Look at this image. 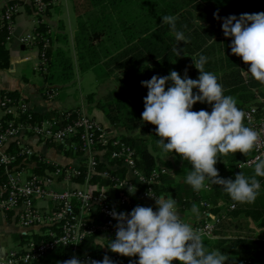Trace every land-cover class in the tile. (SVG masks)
<instances>
[{"label": "built area", "instance_id": "2783aa9c", "mask_svg": "<svg viewBox=\"0 0 264 264\" xmlns=\"http://www.w3.org/2000/svg\"><path fill=\"white\" fill-rule=\"evenodd\" d=\"M52 1H7L0 13V27L5 30L6 38H10L15 17L24 5H28L39 17L45 14ZM36 22L37 27L25 34L22 42L38 48V69L45 72L49 65L47 50L51 44L50 32L48 28L45 32L39 29L41 18L36 19ZM249 66L245 63L241 65L245 79L252 77L247 72ZM56 93L54 87L45 91L49 98ZM0 106L5 112V118L0 120V170L5 177L0 181V210L5 213L15 212L19 224L28 231L25 233L22 250L9 251L0 259V264H62L73 257L78 258L82 264H90L91 260H102L106 254L114 264H130L131 257L111 252L106 246L115 238V225L118 223L110 212L114 209L130 213L132 210L134 199L128 189L133 188L135 182L126 175L127 172L133 175L146 196L150 197L149 193L159 197L165 194H155L153 185L159 182L161 175L168 173L167 169L156 165L147 175L144 174L136 165L134 149L81 107L59 109L50 116L31 120L32 112L21 97L4 93ZM242 111L245 113V124L257 131L260 139L252 155L236 163V169L251 167L257 157L264 158V112L255 105L247 106ZM21 114L26 119L17 120ZM23 133L50 145H60L61 151H71L83 158L78 164L71 165L38 157V160L45 161L51 168L45 167L40 173H25L22 164L15 163L17 156L29 158L36 153L22 142ZM9 142L16 145L17 152L3 150ZM99 163H105L106 168L99 170ZM119 169L124 170L122 176L117 172ZM218 171L219 175L223 173L221 169ZM96 177L107 180L109 184H99L94 181ZM76 178H82L88 187L55 188L59 183L77 182ZM205 183L208 185L205 192H208L210 185ZM91 185L96 186L92 188ZM108 187L116 191L113 198L108 193ZM198 203L202 208V217L190 224L195 229L203 230L204 239H214L220 224L236 208V204L230 203L215 212L217 206L208 199L200 197ZM152 208L155 211L158 206ZM35 227L44 229L39 234L47 237L35 240L32 233H29Z\"/></svg>", "mask_w": 264, "mask_h": 264}, {"label": "trees", "instance_id": "16d2710c", "mask_svg": "<svg viewBox=\"0 0 264 264\" xmlns=\"http://www.w3.org/2000/svg\"><path fill=\"white\" fill-rule=\"evenodd\" d=\"M103 1V0H99ZM145 3L142 5V3ZM149 2V3H148ZM93 3L92 5H90ZM96 2H89L86 6V11L94 9ZM169 7L164 8L159 6L154 0H138L137 4L142 10L139 14L133 17L124 18L125 7L118 5V0H110L107 6L114 5V11L109 9L105 21L98 18L94 22H90L86 27L85 21H79L78 31L75 34V41L78 48L84 47L85 42L92 38H99L105 35V41L109 42L113 50L109 51L106 47L105 54L107 57L100 64L94 66V70L104 76H112L117 81L128 85L130 90L135 94L147 95L148 89L142 86L141 81L150 80L153 75L166 76L170 71L175 70L180 73L183 78L185 70L187 76L192 79H198L199 70L195 68L192 56L197 59L200 55L207 57V62L204 65V70L212 72L218 78V82L224 88V94L230 95L236 99L237 107L243 110L245 107L255 105L259 110L264 112V85L257 82L254 78L248 77L245 79L241 74V65L244 64L241 57L231 53V40L232 37H225L222 31L223 18L230 15H235L237 18L241 14L259 13L264 12V0H170ZM141 5V7H140ZM91 6V7H90ZM93 7V8H92ZM75 8H77L75 6ZM76 12V9H75ZM218 13V17L214 16ZM78 14V20H79ZM163 15H172L176 17L175 30L170 25L162 24ZM136 16H138L136 18ZM78 22V21H77ZM44 23L39 25V29L43 32L47 30ZM90 29V30H89ZM183 32L187 38V43L178 42L175 39V32ZM6 32L3 28L0 29V67H6L8 64V52L3 44ZM52 39V35L50 34ZM102 41V40H101ZM92 42V40H91ZM104 42V41H103ZM88 43H86L87 45ZM177 47L181 50V55L176 57V53L172 51ZM49 58L48 68L53 69L55 60L51 57V48L47 50ZM59 60V59H58ZM61 60L58 64L60 65ZM67 66L62 65L60 72L52 71L47 75V79L52 83H58L66 78L68 72L65 71ZM169 67V68H167ZM171 81L167 86H171ZM14 96V92H8ZM92 94L88 98H92ZM98 107L101 108L110 124L122 126L125 130H133L140 122L141 114L144 110V98L132 100L123 93L116 91L109 92L102 100H98ZM204 109L211 112L212 106L207 103L197 102L193 106V111ZM32 112L31 120H39L44 116ZM8 117V116H7ZM26 116L21 114L17 120H24ZM245 124V122H244ZM246 125V124H245ZM247 126V125H246ZM142 135L126 136L119 135L122 140L127 142L135 152L136 165L144 173L148 174L152 168L157 165L156 159L148 151V143L150 141L153 147L157 150H162L157 146L159 139L155 134V126L150 123L141 124ZM61 149L60 145H56ZM17 147L14 143L9 146L8 152H17ZM254 151V150H253ZM243 155L237 152L235 155H228L222 157V162H217L215 167L222 171L228 168L235 174L242 172L246 177L254 175V165L251 167H244L236 169V163L252 155ZM66 155L73 154L71 151H64ZM175 158L181 159L182 163L180 168L176 171V177L165 174L161 175L159 182L153 185L155 194H168L171 195L177 204V208L185 203L186 200L197 201L199 198H206L212 204L217 206L214 211L222 209L217 204L220 200L225 203H236L223 191L222 186L214 185L209 180H205L210 185V190L206 193L198 194L193 189L185 190V178L188 172L192 170L191 165L184 161L175 152L171 153ZM26 161H34L35 166L32 172L40 173L45 167L51 168L43 160H38L35 156L24 158L17 156L15 163H25ZM163 164V161L160 160ZM105 163H99L98 169H105ZM120 176L124 173L123 169H119ZM224 177V173L220 174ZM4 174L0 170V181L4 180ZM78 181H83L82 178H76ZM227 179V178H226ZM235 179V175L233 178ZM260 181L261 188L264 189V177H257ZM100 178L96 177L94 181H99ZM101 184L108 185L107 180H101ZM132 196V195H131ZM261 208L264 209V196L260 199ZM199 204V203H198ZM248 204V203H247ZM240 210L234 209L231 214L236 215ZM254 210L246 211V213H253ZM224 225L222 222L220 224ZM35 240L46 238L47 236L41 234H32ZM208 239H204L206 248ZM229 243L228 248L224 243ZM218 245H223L222 252L228 256L229 259L225 264H264L262 258L264 257V235L260 234L254 239H246L236 237L233 239L217 240ZM54 254H61L55 252ZM66 255V253H65ZM137 257H131L130 264H136ZM174 264H179V261H174Z\"/></svg>", "mask_w": 264, "mask_h": 264}, {"label": "clouds", "instance_id": "9594fccd", "mask_svg": "<svg viewBox=\"0 0 264 264\" xmlns=\"http://www.w3.org/2000/svg\"><path fill=\"white\" fill-rule=\"evenodd\" d=\"M214 16L219 18L218 13ZM175 21L176 17L163 15L161 23L175 30ZM222 31L225 37L233 38L231 53L250 65L247 72L264 85V12L244 13L239 18L235 15L225 17ZM175 39L187 43L183 32L176 31ZM172 51L176 57L181 55L177 47ZM192 59L199 70L198 79L189 78L187 70L183 78L172 70L169 75H153L150 80L141 81L148 89L141 119L155 126L159 138L156 143L163 153L175 152L191 165L185 183L194 191L207 190V179L222 186L232 201L254 203L261 187L257 177H264V158L257 157L254 162V175L246 177L239 172L234 180L220 177L215 165L230 154L248 155L257 147L260 134L244 124L245 113L237 107L234 97L224 94L217 76L204 70L207 57L200 55L197 59L192 56ZM169 81L171 86H167ZM193 89L198 92L194 93ZM197 102L211 105V112L193 111ZM128 192L134 193L135 186ZM148 195L155 199L157 210L137 205L130 213L114 209L110 212L118 221L115 238L106 245L111 252L126 257L138 256L136 264H174V261L179 264H225L229 257L221 250L206 248L203 230L184 222L171 195L167 198ZM191 213L199 215L196 204L192 205ZM62 264L82 262L73 257ZM90 264L114 262L106 254L102 260H91Z\"/></svg>", "mask_w": 264, "mask_h": 264}, {"label": "crops", "instance_id": "0c3cea01", "mask_svg": "<svg viewBox=\"0 0 264 264\" xmlns=\"http://www.w3.org/2000/svg\"><path fill=\"white\" fill-rule=\"evenodd\" d=\"M7 1L11 0H0V13ZM62 4L63 3L60 0H53L45 14L39 17L31 11V8L28 5H24L19 14L16 15L13 32L9 39H7L5 35V40L3 42L8 52V64L6 67H0V99L4 93L14 92L15 97H21L25 100L31 112H36L41 115L50 114L59 109L73 108L66 107L65 103L60 100L58 89L60 85L58 83H52L47 79V75L52 72V69L49 70L47 68L45 72L38 69V48L35 46H28L22 42L23 36L37 27L36 19L38 18H41L42 23L46 24L48 27L49 32L52 35L51 42L53 38L56 41H59L60 38H62L61 35H63V38H66L65 34H60L66 33L60 25L61 21H64L62 8H60V5ZM75 16L77 18L76 12ZM50 87H54L57 90L56 95L52 98L45 95V91ZM193 91L196 93L198 92V89H193ZM75 107H83L87 113L90 112L89 114L101 122V120L96 117L94 109H86L85 105ZM3 118H5V112L0 106V120ZM108 128L112 134H117L114 132L115 128H113V126ZM21 140L24 144H27L33 149L36 153L34 156L37 159L40 157L46 161L48 160L59 164L76 165L83 158L82 155L75 153L66 155L65 152L61 151L58 147L47 144L28 133L21 134ZM148 142L149 147H151L150 153L156 160H162L164 162V164L161 165L167 169L168 175L176 177V171L180 168L182 163L181 159L175 158L173 154H165L160 150L155 149L150 139ZM11 143L13 142L6 144L3 150L7 151ZM166 155L168 156L166 157ZM218 162L225 164V161L218 160ZM21 164L25 173L32 172V168L35 166L34 161H26L25 163L21 162ZM157 164L160 163L157 162ZM223 173L225 178H233L234 175H236L233 171L228 170V168L223 170ZM126 175L131 177L135 182V192L132 193L134 199L132 209L137 205L155 207V200L145 195L141 187L136 184V179L133 175L130 172H127ZM98 183L101 184V180H99ZM95 186L96 185H91L90 187L94 188ZM64 187L87 188L88 186L85 185L83 181L65 184L59 183L55 185V188L59 189ZM184 187L186 191L189 190L188 194H190L192 187L186 183ZM108 193L110 197L113 198L116 191L113 187H108ZM201 193H205V190L198 192L199 195H201ZM165 196L168 197L169 195L165 194ZM262 196H264V189L260 187L259 195L254 203H235V209L238 208L240 212L236 215L231 214V212L229 213L223 222L224 225H221L216 231V238L208 240L207 244L209 245L210 250L218 249L222 252L223 249L221 246L228 244L226 242L223 245H218L219 243H216L217 240L233 239L236 237L251 240L260 234L264 235V209L260 207V199ZM40 203L46 204L44 201H40ZM193 204H196L199 209L198 216L191 213ZM228 204L230 203H225L223 200H220L217 205L224 208ZM251 209L252 211L254 210L253 213H246V211H250ZM178 211L182 218L188 223H194L202 217V208L197 201L186 200L185 203L180 206ZM42 230L44 229L35 227L32 228L29 233L39 234V231ZM26 231L27 230L19 224L15 212L5 213L0 210V259H3L9 251L22 250Z\"/></svg>", "mask_w": 264, "mask_h": 264}, {"label": "rangeland", "instance_id": "374dc122", "mask_svg": "<svg viewBox=\"0 0 264 264\" xmlns=\"http://www.w3.org/2000/svg\"><path fill=\"white\" fill-rule=\"evenodd\" d=\"M60 1L63 3L60 5V8H62V16L64 18V21H61L60 25L62 26V29L66 31V33L60 34H65L66 38H63V35H61L62 38H60L59 41H56L53 38L50 44L51 59L54 58L53 60H55L52 71H54L56 74L57 72H60L62 65L67 66L65 69V71L68 72L66 78L58 82L60 85L58 87L60 100L65 103L66 107L85 105L86 109H94L96 112V117L100 119L105 126H113V128H115L114 132L118 135H142L141 124L144 123L143 121H141L140 124H138L133 130L127 131L122 126L110 124L105 112L98 107V100H102L103 97H105L111 91L123 93L132 100H138L146 96L145 94H135L130 90L128 85L117 81L112 76H104L94 70V66H96V64H100L106 59L108 55L106 56L105 54L110 53L106 52V47L109 49V51L113 50L112 45L105 41V35L102 36V41L99 40V38L87 40L84 47H81V49L77 47L75 41V34L79 30V21L86 20V27L91 24L90 22H94L98 18L102 19L101 21H105V17L107 16L109 9L114 11L115 6L113 5L112 8L107 6L110 0H97V3L94 4V7H96L85 12L88 6L87 4L89 2H93V0ZM137 1L138 0H118V5L124 6L125 9H127L125 10V14H123L124 18L130 19L135 14L137 15L142 11L138 6ZM169 1L170 0H154V2H157L159 6L164 8L169 7ZM94 2H96V0H94ZM92 4L93 3L90 5ZM143 4L145 3L143 2L142 5ZM75 6L77 8H75ZM75 9L76 14H80L79 20L77 19L78 16L77 18L75 16ZM137 17L138 16H136V18ZM86 43L88 44L86 45ZM58 59L61 60L60 65L58 64ZM90 94H93L91 99L87 98V96ZM89 113L90 112H88V114ZM147 143L149 142L147 141ZM150 150L151 147L148 145V151L150 152ZM156 162L160 163V160H156ZM157 165L162 166L161 163ZM226 246L229 248L230 244L228 243Z\"/></svg>", "mask_w": 264, "mask_h": 264}]
</instances>
